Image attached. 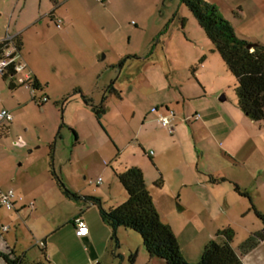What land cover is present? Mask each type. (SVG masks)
Here are the masks:
<instances>
[{
  "label": "rangeland",
  "instance_id": "1",
  "mask_svg": "<svg viewBox=\"0 0 264 264\" xmlns=\"http://www.w3.org/2000/svg\"><path fill=\"white\" fill-rule=\"evenodd\" d=\"M40 1L0 0V38L14 39L18 35L22 42L20 54L27 70L38 71L43 81V89L36 92V98L43 94L49 98L46 105L39 106L32 101L30 88L14 81L16 88L11 89L10 80L4 81L0 75V112L6 110L13 115L16 129L13 138L17 141L15 145L0 131V190L13 191L21 199L16 202V209L0 207V233L2 226L7 229V232L1 233L2 242L6 248L14 250L15 255L22 259V264H166L158 258H151L141 236L131 230L118 229V243L111 229L109 236L99 234L91 244L83 246L71 236V229L74 230L72 220L83 217L85 211L94 209V206H90L80 194L78 199L61 195V190L49 174L50 170L54 169L68 189L67 183H70L74 190L85 186L84 195L94 197L102 194V204L107 210L127 201L126 192L115 173L124 172L121 163L133 160L135 150L139 151L136 152L139 162H146L145 166L149 163L155 171L146 156L154 150L148 147L154 142L150 136L142 138L146 140L145 151L132 146L125 151L120 149L121 156L117 148L109 144L100 155L107 160L112 154L116 157L114 161H109L105 175L99 153L87 154L79 148L71 165L62 172L60 162L69 160L76 137L68 122L71 117L78 118V121L87 117L79 107L83 100L77 98L80 94L76 92H80L81 87L75 83L86 81V69L92 62L90 40L98 38L104 43L105 37H109L115 27L101 30L106 23L102 20L105 16L95 0H73L81 7L86 19L72 33L83 38L74 41L71 50H62L58 41L59 31L49 19H44V27L38 23L25 27L30 20L40 18L44 10ZM48 1L45 0V3L48 4ZM127 1L125 13L131 15L123 18L118 31L112 32V38H115L113 46L138 55L128 59L122 71L114 72L113 78L119 77L118 83L123 86L131 83L144 99L165 94L162 90L167 87L176 94H179L180 88L196 92L195 86L197 94L200 92L203 98L194 99L192 103L203 104L213 100L217 101L215 105L233 111L228 121L224 118L211 119L210 130L205 131L196 127L198 122L193 117L182 118L183 135L176 143L173 140L176 132L170 136L168 131L159 130L154 125L151 136L169 137L160 144L165 153L160 165L167 180L164 193L170 195L176 188L178 192L185 193L184 188L179 189L178 186L180 180H189L186 164L192 166L191 169L204 178L211 189L210 195L197 190L208 210L200 216L196 217L192 211L180 213L178 207L184 197L179 199L178 193H175L176 198L172 197L169 203L166 200L161 202V220L171 224L188 264L199 263L210 240L222 242L223 237H218L217 233L227 228L234 232L232 248L241 254L240 245L262 228L257 213L264 215V122L252 121L237 107L234 76L180 0ZM220 10L223 16L220 15L233 24L239 34L247 38H264V24L259 21L264 11L246 9L247 18L241 20L237 17V9L235 14L233 12L228 16L224 15L226 9ZM104 44L110 45L109 41ZM13 46L12 43L11 48ZM103 56L105 54L101 53L99 59L102 61L97 62L100 65L107 62ZM222 95L227 98L225 103L219 101ZM174 107V104L170 105L175 112ZM161 112L168 114L165 107L161 108ZM116 114L113 108L109 115L114 118ZM156 114V109H153L149 117H156ZM144 118L147 115L139 112L134 120H129L130 127L136 130ZM102 123L108 126L106 120ZM116 126L112 125L115 130ZM58 130L60 135L55 139ZM63 136L65 140L62 141ZM52 162H55L53 168ZM144 170L146 185L151 188L154 175L146 167ZM99 178L102 179L100 185L97 183ZM221 178L226 181L214 182ZM160 179L163 187V179ZM232 183H237L248 197L239 195ZM30 203L34 204V208H21L22 204L28 207ZM96 209L95 206L94 211ZM210 231L213 232L212 239L208 238ZM43 241L47 242L45 251L41 245ZM260 252L264 255V246ZM0 264L3 263L0 261Z\"/></svg>",
  "mask_w": 264,
  "mask_h": 264
},
{
  "label": "crops",
  "instance_id": "2",
  "mask_svg": "<svg viewBox=\"0 0 264 264\" xmlns=\"http://www.w3.org/2000/svg\"><path fill=\"white\" fill-rule=\"evenodd\" d=\"M25 1L28 2L29 0H25ZM72 1L73 0H62L59 3V1L57 0V5L54 6L52 4L51 6L50 1H48L49 3L46 4L45 0H41L40 2L44 7V10L40 14L39 16L40 18L37 20H30L25 27L30 28L36 25L37 23L40 26L44 27L43 25L44 19L45 20L49 19L55 24V27L59 31L58 41L62 45L61 49L67 51L71 50L70 49L71 44L74 41L80 40V38L82 40L83 38L82 36L80 37L74 36L72 32L74 31L75 27L82 24L83 20L86 19L85 14L83 13L81 7H79L76 3H73ZM95 1L97 2V7L102 8V13H104L105 16V18L102 20H104L106 23L105 24L103 23V25L101 26V30L103 31L107 30V27L109 26L112 27L113 29L115 27V29L113 30L114 32L118 31L120 26L123 24V18L130 17L131 15V14L127 15L126 14L127 12L125 13L128 3L127 0H101V2L97 0ZM204 1L207 2L208 4L214 5L220 14L222 13L220 9L222 8L224 10L226 9V14L224 15L227 16L233 13L235 9H237L238 11L237 17L238 19L241 20H246L247 18L246 9H249L250 11L252 10L264 11V0H204ZM58 9H61V11L58 12L57 11ZM255 14L256 13H254V16ZM58 19L62 21V27L60 29L56 26V20ZM259 21H261V23L264 24V16L262 14ZM234 29L239 37L247 40L248 42L253 44L264 45V38H259V37L247 38L239 34L236 28ZM112 32L110 36L105 37L103 41L104 43L109 41L110 43L109 46L102 43L98 38H94V40H90V46H91L90 53L92 52V56H91L92 62L90 64V67L86 69L88 74L86 81L84 80V82L82 81L81 83L80 82L75 83V85H79L78 87H81L79 88L80 95L77 96V98L78 97L80 98L81 96H85L87 99L91 100L90 103L93 106H97L98 104L100 105L103 98L105 97V115L102 117V120H106L108 126H105V124L102 123V120L100 121V123L96 120L95 115L92 112L90 106L86 104L81 97L80 99L83 100V102L81 101L80 104L79 103L77 104H79L81 111L83 110L84 112H86L87 117L80 121H78L79 119L76 117L75 118L71 117L70 122H68L69 123L68 126L71 129H73L76 137L75 140H73V151L71 152L69 160H67V162H60L61 170L63 172V170L67 168V166L71 165L75 154L78 152L79 148L80 149L82 148L81 150H83L87 154L99 153V162L102 167V173L105 175L107 172L109 161H114L116 155L112 154V157L108 156V160H107L103 155H100L102 149L108 147L109 144H112L114 147L117 148L120 156L122 151H125L132 146L141 147V149L145 151L144 145L146 140L142 138L150 136L153 139L152 141L154 142V145L152 146L148 145V147L149 148L152 147L154 150H151L150 152L146 153V156L150 159L155 171H153V169L149 167L150 166L149 163H147L145 166L146 162L144 163L139 162L138 160L139 154L136 153L139 152L138 150H135V155H133V160H130L132 162L130 161L126 162L125 160L123 163H121L122 171L130 167H136L142 171L145 182H146V173H145L146 170H144L145 167L150 171V174H152V176L154 175V178L152 180L153 184H151L152 187L151 188L147 187V188L152 196L154 205L160 215V218L163 217L162 216L163 208L161 202L162 201L164 202L165 200L168 202V200H171L172 197H175V193H178L177 198L179 199H183L184 197L183 202L180 201L181 204L178 207L179 212L182 213V212L192 211L194 215L198 217L208 210L205 209L206 204L205 202L203 204L202 196L200 193L197 192V190H200L201 192H206L208 193V195H210L211 189L209 187L208 182L204 178L199 177L197 173H195V170L191 169L192 166L186 164L185 168L186 171H188L189 173V180L186 181L180 180V184H179L180 186H178L179 189L184 188L185 193L182 194V192L181 193L178 192L177 188L176 190H172L170 195L164 193L163 190H164V186L167 184V180L164 176L163 169L160 165H161V158L165 155V153L162 151L163 148H161L160 144L161 142L167 140L169 137L164 135L160 136L158 134L157 136H151L150 133L153 132L152 129L155 124L157 126V129L159 130L163 129L158 122L159 118L163 116L161 112V108L165 107V109L168 110L170 109L171 104L175 105L174 117L171 119V124L174 127V133L176 132V138L172 137L173 140H175V143L179 140L180 136L183 135V130H181L182 118H185L186 116L193 117L194 121L198 122L196 127L200 129H204L205 131V129L210 130L209 122H211V119L215 120L216 118H224L226 121H228L229 120L228 117L233 114V111L230 112L226 107L224 108V107H220L219 105H215V102L217 101H213V100L203 104H201V102L198 104L192 103L194 99L196 100L199 98H203L200 92L199 94H197L198 89L195 86L193 88L197 90L196 92H194L195 90L192 92L190 90L191 92L190 93L186 89L180 88L178 90L179 94L174 93L173 91H171L169 87H167L165 88V90L164 89L162 90L163 92H165V94L159 96H151L150 98H148L149 99L148 100V99H144L143 98L144 96L141 95L140 92H138L135 88H133L131 83L125 86L121 85L120 83H118L119 77L113 78L114 72H117V70L118 72H120V70L122 71L124 64L128 61V59L137 57L138 54L136 52L130 53L126 50H121V49H117V47H114L113 44L115 43V38H112L113 36ZM3 40H7V39L0 38V41ZM20 53L18 54L19 56L18 61L26 63L24 62ZM101 53L105 54V56H103V59L107 61L106 64L100 65V63L99 64L97 63L102 61L101 59H99ZM31 74L33 80H36L39 83L40 88L42 90L43 81L41 80L39 72L32 71ZM110 85H113L115 92L108 93L107 90H105ZM201 88L204 89L203 87ZM160 96L162 98H160ZM43 97H47V96L43 94L40 98ZM40 98L35 99L37 105L39 106L43 107L49 102V98L47 97L48 101L43 104H40L38 102ZM221 99H224V102H222ZM219 101L220 103H225L227 101V98L224 95H222ZM113 108L116 110L117 114L115 115L114 118H111L109 114ZM153 109H156L158 115L156 114L155 115L156 117H154L153 115L152 117H149ZM125 111L127 112L129 118H127V114H125ZM139 112L142 115L146 114L147 118H144L142 123L138 127H136L137 129L135 130L132 127H130L131 124L129 120L130 119L134 120L139 114ZM6 125L8 126V131L6 134L3 133L2 135H4L7 139L8 138L12 139L14 144L17 145V141L13 138L16 130L14 125V118L11 123ZM112 125H117L116 130L112 127ZM174 133L172 135L171 134L169 135L174 136ZM59 135H60V130H58L55 133V139H57ZM63 140H65L64 136L62 137V141ZM75 147H77L78 149H76ZM54 164L55 162H52L53 166ZM49 174H51V172H49ZM160 178L163 179V187L158 188L156 187L155 184L160 182L161 180ZM67 185L72 192L82 195L83 198L90 197V195L82 194L85 186H80L77 190L76 189L74 190V188H72L70 183H67ZM0 193H4V191L0 190ZM61 195H63L62 192ZM98 195L99 196L94 195V198H97L101 202H103L101 200L102 194L101 195L98 194ZM204 196L207 197L206 195ZM87 202L89 203L90 206H92L89 201ZM15 206L16 203L14 205V208L16 209ZM26 206H27L26 204H22L21 208L22 209L34 208L33 203H30L28 207ZM94 210H95V206L94 209H89L85 211L84 216L81 217L85 221L89 229V234L85 237L79 238L76 236L75 226L73 223L75 218L72 220V225L74 230L71 229V236L73 237L74 241H76V243L81 246L86 244H91L95 239V237L99 234H102L104 236L110 235V228L102 222L98 210L97 209L96 211ZM164 224H167L169 226L171 225L169 222H166ZM2 232H7V231H2ZM1 233H0V253H7V251L10 249L6 248L4 243L2 242ZM212 234L213 232L211 231L208 233L209 239L213 238ZM41 243H44V248L46 250L47 242L43 241ZM263 246H264V242L260 243L254 250H252L247 254H240L238 252L236 253L240 256L243 264H264V255H262L260 252L261 247ZM182 256L184 257L183 254ZM90 259L91 258L89 257V260ZM184 259L188 261L186 257H184ZM0 261L3 264H5L1 258Z\"/></svg>",
  "mask_w": 264,
  "mask_h": 264
},
{
  "label": "trees",
  "instance_id": "3",
  "mask_svg": "<svg viewBox=\"0 0 264 264\" xmlns=\"http://www.w3.org/2000/svg\"><path fill=\"white\" fill-rule=\"evenodd\" d=\"M49 1L54 6L57 5V0ZM180 1L197 20L208 40L220 54L228 71L234 76L237 107L252 121L264 122V45L256 44L254 48L249 49L250 42L237 35L234 27L224 20L214 5L208 4L204 0ZM14 39L0 41V59L11 49L14 50L15 56L20 53L22 42L18 36ZM12 43L14 46L11 48ZM2 78L4 81L10 80L11 89L16 88L10 75L2 76ZM32 89L35 92L41 90L36 80H33ZM107 91L115 92L113 85H110ZM76 93L80 94L79 91ZM81 97L90 106L96 120L100 123L105 115V97L99 106H93L85 96ZM33 101L36 102L34 98ZM0 131L6 134L8 126L1 125ZM51 166L53 168V165ZM50 172L66 198H79L78 194L65 187L61 177L54 169H51ZM115 176L127 195V201L124 204L106 210L99 199L84 198L92 206L97 207L102 222L113 231L114 240L118 243L116 239L118 229L131 230L141 236L143 246L151 258H158L166 264H188L182 256L172 228L161 221L142 171L136 167H130L122 173H115ZM219 181H226V179L214 180L215 183ZM232 184L239 195L248 197V194L242 192L237 183ZM155 185L158 188L161 187L160 182ZM257 217L262 223V228L251 234L240 245L241 254L251 252L264 242V215L257 213ZM217 236L223 237L224 240L222 242L209 241L198 264H243L240 256L231 246L234 239L233 230L231 228L223 229L217 233ZM0 258L5 264H22V259L16 256L13 250L0 253Z\"/></svg>",
  "mask_w": 264,
  "mask_h": 264
},
{
  "label": "built area",
  "instance_id": "4",
  "mask_svg": "<svg viewBox=\"0 0 264 264\" xmlns=\"http://www.w3.org/2000/svg\"><path fill=\"white\" fill-rule=\"evenodd\" d=\"M101 2V0H97ZM56 26L60 29L62 27V21L60 19L56 20ZM11 41V39H7ZM14 50L11 49L7 51L2 59H0V75L6 76L10 75V78L17 81L20 85H25L32 90L33 98L36 99L35 91L32 89L33 77L30 71L27 70V65L23 62L18 61V54L15 56ZM48 101L47 97L39 99V103L43 104ZM168 114L163 115L159 118L160 126L168 131L169 134L174 133V127L171 124V119L174 117V111L171 109L167 110ZM197 119V117H196ZM13 121V115L6 110L0 112V126L9 124ZM97 183H101V179ZM21 199L17 198L13 191L0 193V207H4L8 210L14 209V205L17 201ZM75 226L76 236L79 238L85 237L89 234V229L85 221L81 217L75 218L73 221ZM7 229L2 227V231ZM44 246V243H41ZM39 245V246H41Z\"/></svg>",
  "mask_w": 264,
  "mask_h": 264
},
{
  "label": "water",
  "instance_id": "5",
  "mask_svg": "<svg viewBox=\"0 0 264 264\" xmlns=\"http://www.w3.org/2000/svg\"><path fill=\"white\" fill-rule=\"evenodd\" d=\"M255 46H256V44L250 43V44L248 45V48H249V49H252V48H254ZM221 101L224 102V99H221Z\"/></svg>",
  "mask_w": 264,
  "mask_h": 264
}]
</instances>
